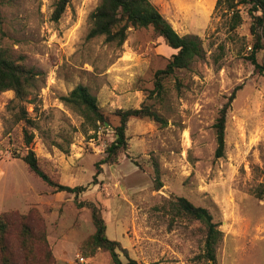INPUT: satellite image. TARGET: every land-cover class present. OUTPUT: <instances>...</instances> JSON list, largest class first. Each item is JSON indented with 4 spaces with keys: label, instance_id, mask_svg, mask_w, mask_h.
<instances>
[{
    "label": "rangeland",
    "instance_id": "rangeland-1",
    "mask_svg": "<svg viewBox=\"0 0 264 264\" xmlns=\"http://www.w3.org/2000/svg\"><path fill=\"white\" fill-rule=\"evenodd\" d=\"M58 1L0 0V39L26 66L44 72L21 104L33 126L18 121L15 93H0V214L13 213L14 221L26 215L35 229L44 228L56 264H114L108 252L81 255L95 226L80 202L101 209L108 237L139 264H208L199 259L204 228L175 217L166 204L186 198L209 209L225 234L218 264H264V200L254 196L264 185V75L247 59L254 44L249 7L240 6L243 23L233 30L230 14L216 10L217 0H150L181 36L198 37L204 49V57L166 79L157 96L151 94L155 74L176 51L152 29H131L123 46L91 39L100 0H71L55 21ZM257 57L264 64V49ZM79 85L96 96L106 117L98 132L63 101ZM237 88L225 155L218 158L215 124ZM143 106L166 123L132 119L128 148L95 178L115 140L116 112ZM26 132L34 136L29 147ZM30 148L55 182L88 190L55 192L23 161Z\"/></svg>",
    "mask_w": 264,
    "mask_h": 264
},
{
    "label": "trees",
    "instance_id": "trees-1",
    "mask_svg": "<svg viewBox=\"0 0 264 264\" xmlns=\"http://www.w3.org/2000/svg\"><path fill=\"white\" fill-rule=\"evenodd\" d=\"M71 0H59L53 15L59 21L66 11ZM249 7V14L253 20L251 33L254 38L252 52L247 58L254 66L256 72L264 75V64L258 60V53L264 49V0H217L216 10L230 14V24L233 30L238 29L243 18L240 6ZM92 26L88 37H104L109 44L123 46L128 39L131 29H152L154 35L162 38L165 44L176 51L167 66L155 74L154 90L151 94L161 96L164 92V81L174 76L179 71L191 69L193 64L204 57V49L198 37L181 36L172 24L160 13L150 0H100L96 10L91 15ZM2 16L0 12V26ZM44 72L30 68L25 64V58L17 51L4 44L0 39V93L13 91L16 103L21 108V115L16 114L18 121H25L30 126L34 122L28 118L26 110L21 104L33 95L39 87ZM237 88L220 112L215 124L217 132V157L225 155V131L228 112L236 98ZM66 105L76 110L85 120V123L96 132L104 126L106 117L101 111L98 100L88 87L79 85L68 96L63 98ZM119 118V125L115 128V140L108 146L106 156L97 164V178L102 172V165L114 164L119 155L128 148V125L132 119H151L164 125L166 120L151 107L143 106L139 109L118 110L115 114ZM26 144L29 147L34 140L33 134L26 132ZM23 161L29 170L42 182L54 189L55 192H67L76 196L88 190L86 186L61 185L51 179L40 167L35 152L30 148ZM254 196L264 200V185L254 190ZM169 211L178 218L198 222L204 228L205 239L199 259L208 264H218L217 252L224 242L225 234L220 229V224L215 222L209 209L196 206L186 198L166 200ZM79 209L91 210L95 233L80 246V253L85 258H93L99 251L108 252L114 264H139L129 258L127 249L118 241L111 240L107 235V224L102 216L101 209L92 202L76 204ZM165 206L157 207L164 209ZM18 228V232L15 230ZM16 242L12 243L14 237ZM120 252L125 254L128 261L124 263ZM19 253V257H18ZM0 264H56V258L51 250L47 232L44 228L35 229L29 216L20 215L18 220H13V213L0 214Z\"/></svg>",
    "mask_w": 264,
    "mask_h": 264
},
{
    "label": "built area",
    "instance_id": "built-area-1",
    "mask_svg": "<svg viewBox=\"0 0 264 264\" xmlns=\"http://www.w3.org/2000/svg\"><path fill=\"white\" fill-rule=\"evenodd\" d=\"M82 261H84V259H82Z\"/></svg>",
    "mask_w": 264,
    "mask_h": 264
}]
</instances>
